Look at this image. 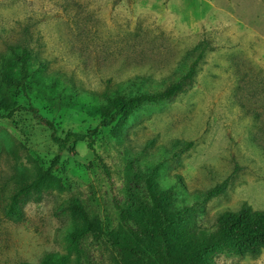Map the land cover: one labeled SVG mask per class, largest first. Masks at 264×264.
<instances>
[{"label": "rangeland", "instance_id": "obj_1", "mask_svg": "<svg viewBox=\"0 0 264 264\" xmlns=\"http://www.w3.org/2000/svg\"><path fill=\"white\" fill-rule=\"evenodd\" d=\"M205 44L192 86L141 106L120 126H100V114L90 112L99 101L79 94L123 81L128 88L136 76L143 79L134 91L163 89ZM24 48L31 85L13 88L22 108L0 117V264H117L121 251L107 233L133 238L137 210L151 204L146 178L154 171L199 226L214 227L222 210L244 202L264 209V0H0V89L3 56ZM14 76H23L20 66ZM29 106L60 136L97 127L98 134L95 151L81 142L62 153L53 173L64 188L25 195L16 218L6 209L19 175L37 176L58 153L52 130ZM228 177L226 192L203 203ZM75 201L104 233L72 241L81 226ZM214 261L264 264V249Z\"/></svg>", "mask_w": 264, "mask_h": 264}, {"label": "trees", "instance_id": "obj_2", "mask_svg": "<svg viewBox=\"0 0 264 264\" xmlns=\"http://www.w3.org/2000/svg\"><path fill=\"white\" fill-rule=\"evenodd\" d=\"M207 49L206 44L201 46L185 73L169 81L163 89L140 91L137 88L134 91L132 87L138 86V80L143 79L136 76L127 80L128 88L123 81L116 87L102 92L83 90L84 93L79 94H85L99 101L98 104L91 106L90 112L100 114V126L107 127L113 124L120 126L141 106L171 100L192 86L197 66ZM31 57V52L24 48L21 53L15 50L2 58L3 85L0 89V110L4 113H0L1 118H11L22 108L17 103L13 88L30 87L31 81L27 82V80L32 74L29 68ZM40 65L42 69L46 66L45 63ZM17 66H20L23 72L21 78L14 76ZM37 80L42 84L45 83L42 77H38ZM69 84L77 89L71 82ZM27 110L52 130L51 137L58 153L52 159L49 168L37 176L29 177L25 173L19 175L18 185L6 209L8 216L16 218L23 215L20 202L25 195L30 192L41 193L49 188L59 190L64 188L62 180L53 173V169L62 158V153L75 152L81 142L87 143L88 147L95 151V136L98 134L97 127L87 132L68 131L64 136H60L54 121L41 114L37 107L29 106ZM191 145L192 142L186 144L187 147ZM154 173L155 171L146 178L151 204L147 208L137 210L138 228L129 229L133 238H121L114 232L107 233L112 244L121 251L120 261L117 264H215L216 255L221 253L257 255L264 249V209H254L244 202L239 209L222 210L217 216L214 227H202L193 223L188 209L175 205L174 196L158 184ZM229 185L228 177L206 190L203 203L224 194ZM72 210L81 220V226L71 235L74 243L91 233H104L99 221L92 218L78 201L73 202ZM127 217V212H124V218ZM65 263V260H60L56 264Z\"/></svg>", "mask_w": 264, "mask_h": 264}]
</instances>
